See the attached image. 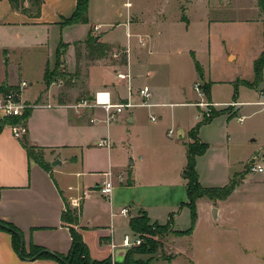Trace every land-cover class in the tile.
Instances as JSON below:
<instances>
[{
	"label": "crops",
	"instance_id": "obj_1",
	"mask_svg": "<svg viewBox=\"0 0 264 264\" xmlns=\"http://www.w3.org/2000/svg\"><path fill=\"white\" fill-rule=\"evenodd\" d=\"M77 1L44 0L40 15L35 17L13 9L9 0H0V87H15L23 101L35 105L28 109L26 137L30 145L41 150L47 165L44 168L37 159L29 156L22 139L13 135L9 124L4 125L0 130V220L22 231L26 252H30L34 244L51 252L67 254L72 239L62 214L68 207L76 211L72 202L78 200L75 227L80 230L91 257L98 260L112 257L109 242L113 239L119 246L115 259H121L128 250L121 247L123 237L125 234L135 235L130 220L141 210L146 212L151 223L166 224L172 218L171 225L175 230H185L176 227L182 217L190 216L191 220L190 208L182 206L188 202L185 169L187 145L193 141L188 133L201 122L197 117L200 107L195 104L202 99L189 101L161 95V89H168L169 85L164 87L155 83L158 74L155 63L162 59L161 55H182L187 51L188 59L199 60H196L192 86L201 84L207 97L204 100L216 103L217 109L235 102L236 105L232 104L234 112L247 119L255 111L250 112L246 107L262 105L259 102L264 94V79L258 88L242 83L254 80V62L264 50V12L259 0H166L162 8L152 11L137 8V0H126L123 2L125 12L110 4L111 0H89V21L67 24L66 19L75 12ZM251 11L252 16L247 15ZM118 25L126 29V36L121 40L110 39L109 32ZM76 32H81L80 37H75ZM89 33L95 35V41L109 46L102 56L91 54L86 42ZM61 43L66 44L62 67L71 76L76 74L74 81L82 75L83 97L92 98L96 91L109 89L113 101L118 103L127 101L130 95L139 99V89L149 86L152 93L149 102L154 105L129 108L130 111L125 114V110L118 120L106 123L102 120L105 113L101 108L85 109L78 114L65 105L70 101L64 102L60 98L62 102H53L56 90L53 85L46 90L45 75L48 68L58 64ZM120 46L130 49L129 66L125 71L131 73V93L128 83L117 79L116 68L100 62L107 51ZM32 50L40 57L36 81L41 82V86L35 92L27 89V79H21L33 74L25 67V60ZM203 50L208 56L207 62L220 59L226 63L235 62L236 72L225 75L214 73L210 68L206 71L199 59ZM83 63L85 74L81 73ZM174 63L182 72V59L178 58ZM245 69L249 70L248 75L241 73ZM96 72H109L110 76L91 87L92 74ZM142 78L145 82L141 87ZM23 81L27 85L21 87ZM221 83L235 84L236 98L235 95L232 99L214 98L212 90ZM238 86L248 89L252 95L248 99H238ZM74 87L75 83H65L61 95L69 99L76 97ZM207 87L210 93H207ZM43 95L47 98L38 102ZM179 106L197 108L193 121L183 124V119H178L175 108ZM160 108H169L170 111H160ZM155 109L157 114L153 111ZM152 115L156 116V121L151 119ZM222 115L226 125L220 127ZM5 117L0 110V122ZM92 117H97L100 122H91ZM164 117L169 121L167 125L163 124ZM232 117L222 113L203 124L197 135L199 142H207L203 128L217 121V138H225L222 145L229 157ZM171 128L174 133L169 135ZM106 137L111 140V146H98L99 140ZM201 158L198 156L197 165H200ZM107 172H111L114 182L110 197L99 191ZM202 172L198 166L199 179ZM248 173L243 169L235 172L233 176L240 175L241 179L226 199H198L197 221L190 235L199 224L201 206L205 208L208 220L215 221L218 232L230 200L237 192L248 188ZM204 185L216 187L209 182ZM123 207L128 208V216L120 214ZM185 236L189 235H177L170 241L174 243ZM0 264L61 263L54 258L23 257L13 246L12 233L0 228Z\"/></svg>",
	"mask_w": 264,
	"mask_h": 264
},
{
	"label": "rangeland",
	"instance_id": "obj_2",
	"mask_svg": "<svg viewBox=\"0 0 264 264\" xmlns=\"http://www.w3.org/2000/svg\"><path fill=\"white\" fill-rule=\"evenodd\" d=\"M126 0H111L110 4L121 9L125 12L126 7H123V2ZM166 0H137L136 7L144 11H152L162 8L166 3ZM259 0V4H260ZM264 2V1H263ZM264 5V4H263ZM261 9L264 12V7ZM248 13V14H247ZM247 15H251L253 12H247ZM252 16V15H251ZM121 19L119 18V21ZM81 31V29L79 30ZM126 29L122 25H118L115 29L111 30L108 34L110 39L121 40L126 36ZM75 37H80L81 32L74 33ZM95 36V35H94ZM127 47L120 46L113 50L106 52V55L100 59V62L113 65L118 72H126L128 59L126 56ZM177 51V49L175 50ZM181 51H184L183 49ZM114 54H117L115 56ZM177 53L162 56V59L156 62L155 70L158 72L155 83H159L162 86L169 85L168 89L162 88L161 95L165 98L183 99V100H200L207 99L206 93L202 88L204 95L201 97L199 92L195 90L194 84L192 86V80L195 76L196 60L188 59L187 51L183 52L182 55H176ZM181 58L183 61V71H178L177 64L174 63ZM199 59L203 62L201 66L207 71L210 68L214 73H221L227 75L228 73H235V62H223L221 59L215 62H207L208 56L205 50L200 53ZM40 60L39 55L30 51L26 60L25 67L29 70V73H33L30 76H22L21 79H27L29 86L27 89L35 92L41 86V82H37L36 68L38 61ZM169 62L167 64L166 61ZM124 64V67H123ZM82 74H85V65L82 66ZM181 67V65H178ZM243 75H248L250 72L248 69L243 70ZM48 74L55 79V82L46 85V90H50L51 85L55 87L56 92L53 93V102L59 101H70L72 104L75 101L83 98V77H78L76 81V74L72 76L64 70L61 63L56 66L48 68ZM109 72H96L92 74L91 87L100 84L105 79L109 78ZM75 83L77 89L76 97L77 100L69 99L67 96H62L61 89L65 83ZM141 87L145 82V78L140 79ZM85 84V82H84ZM261 85V84H260ZM258 85L256 88H258ZM178 89H176V87ZM236 85L230 83H221L216 85L212 90V96L216 99H232L235 93ZM237 97L240 100L248 99L252 93H249L248 89L238 86ZM179 95V96H178ZM46 95L40 96L38 102H44ZM50 96V95H49ZM48 96V98H49ZM80 96V97H79ZM90 97V96H89ZM235 97V96H234ZM61 98V100H59ZM88 99H91L88 98ZM263 100V99H262ZM61 101V102H62ZM65 104V105H68ZM233 105H229L223 109H213V115L224 113L229 116H233L230 121V129L233 134V138L230 140V154L227 156V150L224 145L225 138L219 137L216 133L215 128L217 127V121H214L212 125L203 128V135L206 138L208 145L207 150L200 159V165L196 163V170L198 172V166L203 169L200 175V182L204 185L205 182L213 183L216 185L212 186H224L230 183L234 177L235 172H239L242 169L244 172L249 171L248 188L244 191L237 192L229 202V209L224 220H220V229L217 232V225L215 221L208 220L207 212L204 207L201 206L199 211V224L192 235L185 236L175 240L176 242L170 241L171 238L176 237L179 230L173 229L170 224L166 228L157 229L156 233L149 234V238L158 243L155 254L153 256V262L157 259V264H264V172H255L251 170L254 164H262L264 166V106L255 105L247 106L248 111H255L244 122H239L234 112ZM72 109V108H70ZM74 110V109H73ZM158 110H164L169 113V108H160ZM157 109L153 110L155 113ZM178 119H183V124L193 121L194 113L197 108L194 106H179L175 108ZM75 111V110H74ZM130 110H126L125 114ZM200 111V110H199ZM157 114V113H156ZM235 116V117H234ZM238 116V115H237ZM220 122V127L226 125L224 116ZM224 118V119H223ZM100 122V121H98ZM164 125L167 122L164 117ZM190 136V132L188 133ZM35 154H40L41 150H36ZM198 158V157H197ZM66 170V167H62ZM236 180H240L241 176H235ZM205 186V185H204ZM78 212H76L77 214ZM189 218V219H188ZM188 219V220H187ZM191 225L190 216L182 217L177 221L176 227L179 229H186ZM169 236L168 239H165ZM182 236V235H178ZM165 241H170L166 242ZM126 252V251H125ZM181 252V253H180ZM178 253V254H176ZM137 256L148 257V254ZM123 258V257H122ZM173 258H177L175 262L170 263Z\"/></svg>",
	"mask_w": 264,
	"mask_h": 264
},
{
	"label": "trees",
	"instance_id": "obj_3",
	"mask_svg": "<svg viewBox=\"0 0 264 264\" xmlns=\"http://www.w3.org/2000/svg\"><path fill=\"white\" fill-rule=\"evenodd\" d=\"M260 6L264 7V0H260ZM13 9L21 10L25 14H30L38 17L41 13V7L44 0H9ZM89 9V0H78L77 8L73 15L66 19L67 24L74 23H87ZM87 45L90 48L92 55L97 54L102 56L109 46L106 44L95 41V36L89 33L87 37ZM65 43H61L58 49V63L62 62L63 48L66 47ZM197 68L201 73V67L197 64ZM254 73L255 77L253 81H242L243 84L251 88H256L263 82L264 79V50L260 56L254 62ZM201 75V74H200ZM202 77V75H201ZM45 81L47 84H51L54 78L48 74L45 75ZM15 87H0V92H7L8 90L14 89ZM207 93H210V89L207 87ZM236 98V94H235ZM30 110H26L22 116H6L3 121L0 122V130L5 124L14 125L25 123L29 117ZM221 113H216V117ZM212 117V118H213ZM211 118V119H212ZM205 120L196 124L190 131V137L193 139L192 142L188 143V155H187V166L185 169V177L187 179V195L188 202L183 203L182 206H188L191 211V225L185 230H179L178 235H190L193 232L197 221V201L200 198L208 197L210 199H226L236 188L240 180H236L233 177L230 183L223 187H207L201 184L199 180V174L196 170L197 157L203 155L207 150L208 145L206 143L199 142L197 135L200 127L211 121ZM24 147L27 149L29 156L34 157L37 161L44 167L47 168L43 160V153L35 154L37 147L30 145L26 135L22 139ZM62 220L69 225L71 233V247L67 254H60L56 252H51L42 246L32 245L30 252H26L25 248L22 249V241L24 239L22 231L15 225L0 220V228L7 229L12 233V242L16 251H18L23 257L27 258H54L58 260L61 264H157V259L153 262V254H155L158 243L149 238V234L156 233L157 229H162L168 227L172 224V218L166 224H159L157 222L151 223L148 215L145 211L141 210L138 215L134 216L130 220L131 229L135 233H140L143 236V242L138 246H133L129 248L123 258L113 260L112 257L106 259H94L90 255L89 247L85 243L83 236L75 225L78 223V214L73 211L70 207L67 208L62 214ZM137 254H148V257L137 256Z\"/></svg>",
	"mask_w": 264,
	"mask_h": 264
},
{
	"label": "built area",
	"instance_id": "obj_4",
	"mask_svg": "<svg viewBox=\"0 0 264 264\" xmlns=\"http://www.w3.org/2000/svg\"><path fill=\"white\" fill-rule=\"evenodd\" d=\"M126 56L128 59L129 66V52L130 49L127 48L126 50ZM117 56V54H114ZM117 79L121 81H126L128 83V87L131 93V73L130 70L127 72H118L117 73ZM27 85V82L23 81L21 83V87H24ZM194 88L196 91L199 92L200 96H203V92L201 90V84L196 83L194 85ZM138 97L130 95L127 101L124 102H114L112 98V93L109 89H101L95 92L93 97L91 99H88L86 97H83L77 101H75L72 104L66 105L68 108H72L75 110L76 113L80 114L84 112L85 109H93V108H101L104 113L105 117L102 119L106 123H111L120 118V115L129 108L134 107H140V106H153L154 104L149 102V99L151 97V90L149 86H143L139 89ZM263 100H261L259 103L264 106V94L262 95ZM233 105H236V103H232ZM231 104V105H232ZM196 106L200 107V111L197 114V117L203 121L206 118H210L213 115V109H215L216 103L209 102L207 100H201L200 102L195 104ZM35 105L29 104L21 99V93L18 89H11L7 92H0V110L4 112L6 116H22L26 110L29 108H32ZM238 120L240 122H243L245 119V116L240 115L237 116ZM151 119L153 121H156V116L152 115ZM91 122H97L99 119L97 117H92L90 119ZM13 135L16 138L23 139V137L27 134V125L25 123L20 124H14L10 125ZM174 133V129L169 130V135H172ZM100 147H110L111 146V140L106 137L99 140L97 143ZM252 171L255 172H264V166L262 164H254L251 167ZM107 178L101 183L99 186V191L107 196L110 197L112 190L114 188V182L112 180V174L111 172L106 173ZM72 206L75 208L76 211H78L79 208V201L73 200ZM120 214L128 216L129 210L127 207H123L120 210ZM143 242V236L140 233H135L134 236H131L129 234H125L122 240L121 247H124L126 249H129L133 246H138ZM109 245L112 249V258L115 260V254L116 249L119 247L115 244L113 239L110 240Z\"/></svg>",
	"mask_w": 264,
	"mask_h": 264
},
{
	"label": "water",
	"instance_id": "obj_5",
	"mask_svg": "<svg viewBox=\"0 0 264 264\" xmlns=\"http://www.w3.org/2000/svg\"><path fill=\"white\" fill-rule=\"evenodd\" d=\"M130 163L133 164V161H130ZM53 164H55V162H54ZM213 216L216 217L215 213H213ZM23 248H24V239H23V241H22V249H23Z\"/></svg>",
	"mask_w": 264,
	"mask_h": 264
}]
</instances>
